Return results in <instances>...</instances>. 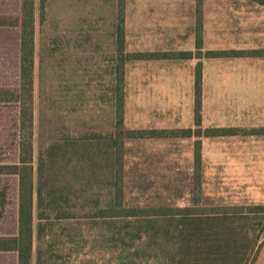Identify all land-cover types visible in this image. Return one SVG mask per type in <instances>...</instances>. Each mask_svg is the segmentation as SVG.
<instances>
[{"label": "rangeland", "instance_id": "rangeland-1", "mask_svg": "<svg viewBox=\"0 0 264 264\" xmlns=\"http://www.w3.org/2000/svg\"><path fill=\"white\" fill-rule=\"evenodd\" d=\"M34 1L36 147L42 92L50 110L52 107L71 115L73 121L78 115L79 121L106 135L115 124L118 0H48L43 20L40 0ZM22 2L0 0V19L20 16ZM197 10L198 0H126L125 50L197 53ZM18 33L0 27V92L18 85ZM202 37L204 54L208 50H264V6L248 0H203ZM43 53L47 65L44 77L40 75ZM200 61L202 128H264V57L127 62L126 128L196 129V68ZM40 78L46 83L43 88ZM17 115L16 104L0 103V163L17 161L13 141ZM195 141L128 142L127 197L145 204L190 206L193 197L187 186L193 174ZM16 186L14 176L0 177V191L7 187L11 201L4 216L0 214V236L16 234ZM202 196V204L210 209L243 208L238 223L251 229L245 238L255 240V231L264 226V214H250L247 208L264 207V135L204 138ZM58 233L54 231V235ZM85 235V239L94 240L93 234ZM128 244L129 240L122 248L121 244L109 243L119 246L113 251L95 243L96 250L90 256L100 264L109 260L113 264L120 260L152 264L157 255L163 256L156 249L143 248L140 251H145V257L141 254L140 258L138 252L129 251ZM263 248L264 233L256 249L248 251L247 264L254 257L258 260ZM70 253L63 257L67 262L76 256V252ZM59 255L61 252L53 247L48 256L53 259ZM0 264H17L16 254L0 253Z\"/></svg>", "mask_w": 264, "mask_h": 264}, {"label": "trees", "instance_id": "trees-1", "mask_svg": "<svg viewBox=\"0 0 264 264\" xmlns=\"http://www.w3.org/2000/svg\"><path fill=\"white\" fill-rule=\"evenodd\" d=\"M125 1L118 0L116 36L119 59L114 90L115 124L106 135L93 131L78 115L51 110L42 92L38 147L35 133V1L23 0L21 15L0 19V27L16 29L18 35V85L0 92V103L16 104L18 115L13 141L15 163H0V177L14 176L17 181L14 236H0V253H14L17 264H100L95 256V243L105 250L129 240V251L144 252L150 248L157 255L152 264H247L248 251L258 245L264 226L255 231V240L245 238L250 232L239 225L241 207L209 208L202 204V140L236 136H261L264 128H202V62L196 68V129H128L125 124V65L127 62L192 59H233L264 57V50H208L203 53L202 4L198 0V37L192 51L127 52L125 50ZM264 6V0H248ZM48 0H40L43 20ZM40 75L47 69L41 55ZM45 87L44 78H40ZM59 105L61 101H59ZM58 105V106H59ZM61 107V105L59 106ZM51 111V114H50ZM72 123L76 124L71 126ZM89 127V128H88ZM88 128V129H87ZM87 129V130H86ZM196 140L192 177L187 190L192 204L179 207L131 201L126 193L128 142ZM151 184V183H149ZM152 187L149 186V189ZM7 187L0 191V214L10 207ZM250 214H264V207H248ZM246 216V215H244ZM86 225V227H83ZM69 229L72 232H69ZM59 233L54 235V231ZM254 231V230H253ZM93 234L94 240L85 239ZM244 233V235H243ZM72 236V238H70ZM249 242V243H248ZM89 245V246H88ZM263 243L260 247H262ZM120 246V247H121ZM53 247L61 252L48 256ZM145 251H140L141 249ZM90 250L82 254V251ZM76 252L73 261L63 258ZM72 257V253L69 255ZM169 256V259H165ZM62 258L63 261H58ZM122 258V257H121ZM164 258V259H163ZM115 260V259H114ZM147 260V259H146ZM147 260L145 262H149ZM257 261L254 257L251 264ZM105 264H113L109 260ZM119 264L123 263L120 260Z\"/></svg>", "mask_w": 264, "mask_h": 264}, {"label": "crops", "instance_id": "crops-1", "mask_svg": "<svg viewBox=\"0 0 264 264\" xmlns=\"http://www.w3.org/2000/svg\"><path fill=\"white\" fill-rule=\"evenodd\" d=\"M255 264H264V252L263 251H262L261 257L256 261Z\"/></svg>", "mask_w": 264, "mask_h": 264}]
</instances>
